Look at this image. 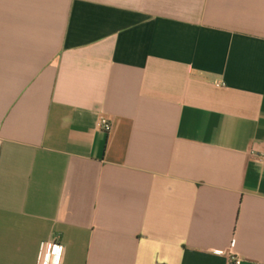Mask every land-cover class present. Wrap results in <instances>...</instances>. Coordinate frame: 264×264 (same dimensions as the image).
<instances>
[{"label":"crops","instance_id":"obj_1","mask_svg":"<svg viewBox=\"0 0 264 264\" xmlns=\"http://www.w3.org/2000/svg\"><path fill=\"white\" fill-rule=\"evenodd\" d=\"M263 153L264 0H0V264H264Z\"/></svg>","mask_w":264,"mask_h":264},{"label":"built area","instance_id":"obj_2","mask_svg":"<svg viewBox=\"0 0 264 264\" xmlns=\"http://www.w3.org/2000/svg\"><path fill=\"white\" fill-rule=\"evenodd\" d=\"M98 126L104 132H109L111 130V121L105 117L101 116L98 119ZM259 161L264 163V153L259 156ZM62 253V246L56 244L55 242H45L42 244L38 258L37 264H59ZM233 264H239L240 259L232 257L230 260Z\"/></svg>","mask_w":264,"mask_h":264}]
</instances>
